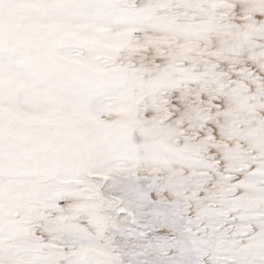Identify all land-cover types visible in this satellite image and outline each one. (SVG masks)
<instances>
[{
    "label": "snow or ice",
    "instance_id": "snow-or-ice-1",
    "mask_svg": "<svg viewBox=\"0 0 264 264\" xmlns=\"http://www.w3.org/2000/svg\"><path fill=\"white\" fill-rule=\"evenodd\" d=\"M0 264H264V0H0Z\"/></svg>",
    "mask_w": 264,
    "mask_h": 264
}]
</instances>
